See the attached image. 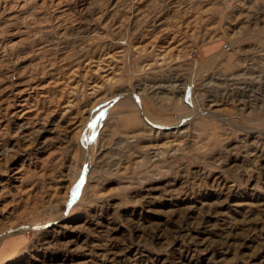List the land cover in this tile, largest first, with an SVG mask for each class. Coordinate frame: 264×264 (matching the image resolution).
Instances as JSON below:
<instances>
[{
	"label": "rangeland",
	"instance_id": "374dc122",
	"mask_svg": "<svg viewBox=\"0 0 264 264\" xmlns=\"http://www.w3.org/2000/svg\"><path fill=\"white\" fill-rule=\"evenodd\" d=\"M178 263L264 264V0H0V264Z\"/></svg>",
	"mask_w": 264,
	"mask_h": 264
},
{
	"label": "bare ground",
	"instance_id": "6f19581e",
	"mask_svg": "<svg viewBox=\"0 0 264 264\" xmlns=\"http://www.w3.org/2000/svg\"><path fill=\"white\" fill-rule=\"evenodd\" d=\"M171 94V93H170ZM158 124V123H157ZM18 175V174H17ZM8 231V230H7ZM3 233V232H2ZM230 234V233H229ZM2 237V236H1ZM215 240V239H214ZM43 241V240H42ZM235 241V240H234ZM7 242V241H6ZM4 243V242H3ZM231 243V242H230ZM6 249H7V247H6ZM180 256V255H179ZM251 256V255H250ZM138 260V259H137ZM179 264V263H178Z\"/></svg>",
	"mask_w": 264,
	"mask_h": 264
}]
</instances>
